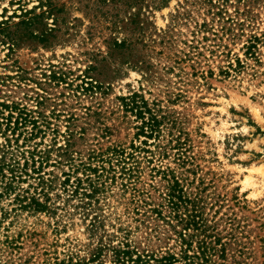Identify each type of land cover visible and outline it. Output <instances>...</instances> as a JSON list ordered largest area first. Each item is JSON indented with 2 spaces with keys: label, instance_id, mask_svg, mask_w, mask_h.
<instances>
[{
  "label": "rangeland",
  "instance_id": "1",
  "mask_svg": "<svg viewBox=\"0 0 264 264\" xmlns=\"http://www.w3.org/2000/svg\"><path fill=\"white\" fill-rule=\"evenodd\" d=\"M262 40L264 0H0V264L179 253L150 171L164 166L202 188L219 264H264ZM150 117L158 138L137 136Z\"/></svg>",
  "mask_w": 264,
  "mask_h": 264
},
{
  "label": "trees",
  "instance_id": "2",
  "mask_svg": "<svg viewBox=\"0 0 264 264\" xmlns=\"http://www.w3.org/2000/svg\"><path fill=\"white\" fill-rule=\"evenodd\" d=\"M217 2L219 4V1ZM217 8L220 7L217 6ZM220 11L221 13H224V10L220 9ZM229 30L230 29H227L226 31ZM259 41L260 38L256 36L248 39L243 45L245 48L244 53L253 56L255 54L254 49H256V45ZM241 61L242 60L237 57L235 60L236 66L232 70L245 67V62L241 63ZM228 68H232V65H229ZM225 72L228 73V71ZM135 106L139 107L137 105ZM142 113L143 112L139 109V116H141ZM158 123L159 122L155 117H150L148 121H142L141 126H138L139 130L136 135L151 138L155 134L154 137L158 138L161 131ZM177 143L180 144L178 141ZM141 144L146 145L147 141L143 139ZM178 148H182L181 144L177 147V150H179ZM131 149H133V152L138 151L140 153V151H143L148 154L150 153L149 155L151 156L154 155L152 150L145 149L144 147L131 146ZM114 152L122 163H125L126 159H131L133 163H138L136 160L137 156L130 152L125 155V150L123 148L115 149ZM167 155L165 148L158 152V156L161 158H164ZM175 155L173 162L177 167H184V165L189 162V159L192 158L186 156L183 151H177ZM146 158L147 162H151V158ZM130 165L131 167H128L126 172L124 171V173L128 175V178L132 176L133 172L134 177L141 172H139L138 169H135L134 165ZM150 171L155 172L156 175L158 174L160 176V184L157 187L161 189L158 196L161 200L157 205L169 209L172 212L173 217L176 219V222L180 225V230H175L174 233L180 240L181 250L179 253H175L170 249H167L157 256L152 254H141L137 249H131L128 245H125L123 249H119L115 252L118 264H219L215 260V256L218 255L219 258L224 256L222 253L224 243L220 242L219 238L209 232L206 228V218L203 217L204 200L202 188H200L199 185L194 186L193 181L189 180V178L184 175V172H177L170 166L151 167ZM185 171H187L186 168ZM158 188L156 189L159 190ZM96 189H98V187H96ZM131 190L133 191L132 198L138 203L147 204L146 199H149L152 196H150V193H144L143 190L137 189L135 186L131 187ZM29 203L33 204L35 207L43 206L38 199H35L34 197L30 199ZM28 205L29 204L26 206ZM19 206L22 207L21 205Z\"/></svg>",
  "mask_w": 264,
  "mask_h": 264
}]
</instances>
